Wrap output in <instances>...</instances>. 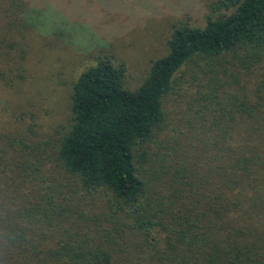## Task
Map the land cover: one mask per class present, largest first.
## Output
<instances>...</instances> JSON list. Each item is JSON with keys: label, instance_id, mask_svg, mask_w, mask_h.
Segmentation results:
<instances>
[{"label": "trees", "instance_id": "16d2710c", "mask_svg": "<svg viewBox=\"0 0 264 264\" xmlns=\"http://www.w3.org/2000/svg\"><path fill=\"white\" fill-rule=\"evenodd\" d=\"M220 2L135 90L109 57L86 68L48 151L0 130V264H264V0ZM25 7L0 0V56ZM189 72L207 85L187 144L164 103Z\"/></svg>", "mask_w": 264, "mask_h": 264}, {"label": "rangeland", "instance_id": "374dc122", "mask_svg": "<svg viewBox=\"0 0 264 264\" xmlns=\"http://www.w3.org/2000/svg\"><path fill=\"white\" fill-rule=\"evenodd\" d=\"M220 1L24 0L26 38L21 46L19 39L1 46L0 72L7 84L0 82V130L46 140L48 151L69 126L72 85L86 68L109 57L125 68L124 86L135 90L151 62L166 54L172 27L184 21L203 26L210 13L224 11ZM1 24L0 15V39ZM206 85V78L186 73L165 99L166 131L176 125L184 143L193 142L188 109Z\"/></svg>", "mask_w": 264, "mask_h": 264}]
</instances>
